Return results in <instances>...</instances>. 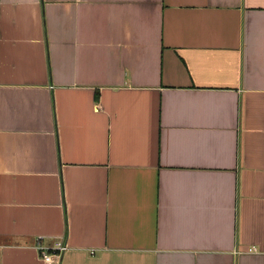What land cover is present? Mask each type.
<instances>
[{"label":"crops","instance_id":"1","mask_svg":"<svg viewBox=\"0 0 264 264\" xmlns=\"http://www.w3.org/2000/svg\"><path fill=\"white\" fill-rule=\"evenodd\" d=\"M264 264V0H0V264Z\"/></svg>","mask_w":264,"mask_h":264},{"label":"built area","instance_id":"2","mask_svg":"<svg viewBox=\"0 0 264 264\" xmlns=\"http://www.w3.org/2000/svg\"><path fill=\"white\" fill-rule=\"evenodd\" d=\"M40 239L37 241V250L44 262L49 264H59L63 255L68 250V244L64 239L58 240L52 247H46L40 244Z\"/></svg>","mask_w":264,"mask_h":264}]
</instances>
